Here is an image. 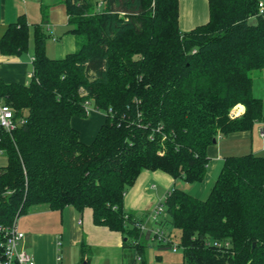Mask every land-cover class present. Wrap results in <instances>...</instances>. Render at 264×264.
<instances>
[{"label":"trees","instance_id":"16d2710c","mask_svg":"<svg viewBox=\"0 0 264 264\" xmlns=\"http://www.w3.org/2000/svg\"><path fill=\"white\" fill-rule=\"evenodd\" d=\"M62 1L77 51L50 59L37 25L30 83L0 80V102L25 121L13 132L0 126L9 162L0 167V225L33 206L90 208L96 226L123 235L132 264H146L145 233L125 210L140 175L200 184L215 140L264 123L252 77L264 71L261 3L209 0V22L183 32L180 0ZM30 37L22 17L0 54L27 52ZM90 103L106 122L85 144L72 120L86 119ZM238 105L245 113L233 118ZM164 205L181 231L183 264H264V156L227 157L206 200L174 187Z\"/></svg>","mask_w":264,"mask_h":264},{"label":"crops","instance_id":"0c3cea01","mask_svg":"<svg viewBox=\"0 0 264 264\" xmlns=\"http://www.w3.org/2000/svg\"><path fill=\"white\" fill-rule=\"evenodd\" d=\"M259 2L264 4V0H259ZM22 17L26 18L30 28L29 50L20 55L0 54V80L7 84L28 85L30 83L34 61V32L37 25L41 26L48 36L46 54L50 59H63L77 51L76 38L71 33L72 26L62 0H0V40L5 37L10 26L16 24ZM209 20V0H180V29L183 32H190L199 26L206 25ZM245 110V106L238 105L233 110V114L239 117L245 113ZM105 122L106 115L92 107L89 109L86 119L73 118L72 125L80 132L81 141L91 144ZM261 125L257 126L259 134L260 129H264V126ZM254 130L250 133L220 137L222 142L209 148L210 163L207 176L204 182L197 185L199 187L195 197L203 198L213 177L220 167H223L225 158L237 155L234 153L236 149L233 148L231 156H223L222 148L228 146V143H224L223 140H229L232 147H236V144L244 141L248 145L250 144L249 153L254 155L256 153L257 156L264 151V147L259 145L255 148ZM261 144L263 146L264 142ZM246 153L248 151L244 152V154ZM8 163V158L0 152V167H6ZM163 174L165 173L161 171L143 172L136 184L126 194L125 210L130 212L152 210L155 205L163 202L171 190L176 187V181L168 174L165 175L169 179ZM154 181L163 184L168 190L158 191ZM130 212L129 214H131ZM39 213L50 216L52 224L49 227L41 226L36 231H33L34 228L27 229L28 232L33 231L28 246L32 248L31 255L34 256L37 264H132V257L128 249L125 248L126 240L123 235L113 232L107 227L96 226L92 209L87 208L80 213L73 207L55 211L47 206ZM56 213L58 215H55ZM131 215L134 216V214ZM134 219L147 221L145 216H134ZM156 223V226H159L163 221L159 219ZM150 239L149 233L143 234L141 241L146 249ZM146 249L143 256L144 261ZM58 256L61 257L60 263L57 261Z\"/></svg>","mask_w":264,"mask_h":264},{"label":"rangeland","instance_id":"374dc122","mask_svg":"<svg viewBox=\"0 0 264 264\" xmlns=\"http://www.w3.org/2000/svg\"><path fill=\"white\" fill-rule=\"evenodd\" d=\"M252 77L254 80V86H253L254 95L256 97L264 100V71L253 72ZM92 107H94V104L90 103L89 109ZM232 114H233V111H232L231 115ZM233 118H235V117L233 116ZM261 126H264V123ZM253 133H254L253 141H254L255 148L258 145L261 147H264V145L262 146V144H261L264 142V138H262V136L260 138L261 131L259 134V132H257V127H256ZM223 141H224V143H228V146H225V148L224 147L222 148L223 156H226V157L231 156L233 154V153H231L233 148L236 149L234 151V153L237 154V155L235 154L236 156H244V155L251 154V153H249L250 144L248 145V143H246L244 141L239 142V144H236L237 148L232 147V143L229 142V140H223ZM221 142H222V138L219 137L217 139V145H219ZM247 151H248V153L244 154V152H247ZM259 154H260L259 156H264V151L259 153ZM255 155H258V154L255 153ZM221 168L222 167H220V170L213 177V180L210 182L209 188L207 189V192L203 195V198H200V199L206 200L209 197L211 189L213 188L214 183L216 182V180L218 178L219 172H221ZM163 175H165V174H163ZM165 177H167L169 179V177L167 175H165ZM171 181L173 182V180H171ZM153 183L155 184V186L158 188V191H160V192L168 190L167 187L163 186V184L161 185V184L157 183V181H154ZM197 185H199V184H192V185L190 184L189 185V184H186V182H184L182 180L176 181V188L182 189V190L188 192L189 194H191L193 196H195V194H197L196 192H197V189L199 187ZM166 192H168V191H166ZM163 203L165 204V201ZM164 204H163V206L165 207ZM157 205H155V207ZM46 208H47V206H43V205L30 207L18 219V226H19L21 231L25 232V235H26L23 246L25 247V250H27L30 254H32V252H33L32 248L28 246L31 233L33 231H36V229L40 228L41 226H48L49 227L52 224L51 223L52 218L50 216L41 215L39 213L40 210L46 209ZM153 209L152 210L145 209L143 211L138 210V211H133V212H130L128 210H126V211L128 213L130 212L131 214H134V216H145V220H146L150 216V214L153 213ZM55 215H58V214L56 213ZM32 217H33V219H31ZM159 219L161 221H163V223L160 224L159 226H156L155 221L153 219L152 220H150V218L148 219L147 224H148L149 230H151V231L154 230L155 232L157 230H160L161 232H163L166 239L168 241H171L172 242L171 245L176 246L177 250L174 251L172 246L167 247V248L166 247L163 248V246H161L162 244L154 242L153 241L154 234L152 233L151 237H150L151 239L148 241L149 243L147 245V249H146V253H145L146 264H183L184 263V253H183V248L180 246L181 231L172 226V224L170 223V218H168L166 212ZM28 228H32V229L34 228V230L32 232H28L27 231ZM138 264H141V261H139Z\"/></svg>","mask_w":264,"mask_h":264},{"label":"built area","instance_id":"2783aa9c","mask_svg":"<svg viewBox=\"0 0 264 264\" xmlns=\"http://www.w3.org/2000/svg\"><path fill=\"white\" fill-rule=\"evenodd\" d=\"M259 14L264 16V4H260L259 6ZM235 117V114L232 117ZM25 121H16L14 118L13 110L0 102V126L4 128L8 132L15 131L18 126L23 124ZM261 136L264 138V129L261 128ZM170 194V193H169ZM169 194L167 196H169ZM167 197L164 199V201ZM163 201V202H164ZM163 202L159 203L154 209L153 213L147 218L150 220H154L155 223L159 220V218L165 213V207L163 206ZM146 222H141L137 220L136 228L139 229L142 233L154 234L153 241L167 245L170 242L166 239L163 232L154 230L149 232L148 224ZM157 224V223H156ZM26 236L25 233L22 232L18 226V221H16L11 226H3L0 225V264H37L33 255L28 253L23 246L24 240ZM171 244V243H170ZM61 245V243H59ZM173 250L176 251L177 247L171 245ZM140 260V258H138ZM58 263L61 262V257L57 258Z\"/></svg>","mask_w":264,"mask_h":264},{"label":"water","instance_id":"95a60500","mask_svg":"<svg viewBox=\"0 0 264 264\" xmlns=\"http://www.w3.org/2000/svg\"><path fill=\"white\" fill-rule=\"evenodd\" d=\"M216 143H217V141L215 140V141H214V144H216Z\"/></svg>","mask_w":264,"mask_h":264}]
</instances>
